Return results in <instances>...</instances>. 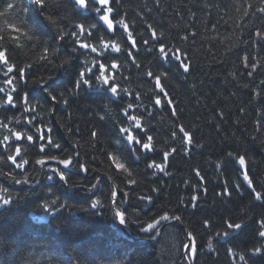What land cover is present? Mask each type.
<instances>
[{"label": "trees", "instance_id": "1", "mask_svg": "<svg viewBox=\"0 0 264 264\" xmlns=\"http://www.w3.org/2000/svg\"><path fill=\"white\" fill-rule=\"evenodd\" d=\"M9 2L13 9L0 17V48L10 50L7 56L14 71L3 75L6 68L0 62V87L5 88L0 101H6V93L15 87L12 95L16 107L5 104L0 108V119L7 122L10 116L19 118L21 124L15 120L9 124L13 130L24 128L25 119L32 120L33 132L40 127L41 134H50L61 146L62 151L47 154L72 155L74 162L67 169L55 162L40 169L34 165L38 147L21 142L32 163L26 166L28 183L19 187L13 186L10 176L14 173L23 179L20 170L6 162L0 164V197L10 200L4 204L0 199V264H264V252L251 254L255 247H264V239L258 235L264 205L255 201V194L243 181L241 166L227 156L228 152L245 156L243 171L249 174L253 187L264 194V84L260 83L264 80V40L255 36L257 30H264V13L260 11L264 0H113L110 19H125L136 48L119 25L114 34L109 33L98 23L94 11L78 12L70 0H46L48 7L44 9L26 4V0H0V10ZM47 15L56 19V25L45 19ZM76 23L95 33L91 38L94 45L101 36L120 44L119 71L106 73L115 74L119 98L94 75L90 77L91 87L81 82L76 88L85 64L91 67L95 58V54H82V49L74 53L70 35L59 39ZM13 24L21 31L13 32ZM92 24H96L95 29ZM29 30L32 39L21 34ZM153 30L156 41L151 39ZM157 41L181 49L189 72L177 67L179 61L164 63L156 58L155 50L147 52ZM45 48L50 50V63L40 60ZM65 59L67 64L62 63ZM107 59L110 62L113 56ZM27 64L33 66L21 79L17 70ZM253 64L256 71L249 76ZM149 69L167 73L162 84L169 95L160 94L161 106L154 105V82L145 74ZM13 76L12 85L4 83ZM32 80H40L43 86L32 84ZM244 84L249 87L244 88ZM25 94L36 112H23ZM61 97L68 103L64 104ZM168 99L173 100L172 105L167 104ZM173 109L177 116L171 115ZM124 111L140 116L147 134L154 137L156 150L148 156L141 154L139 161L119 132L120 124L127 123ZM181 125L189 131L191 144L182 139ZM92 131H98V138L90 136ZM173 131L177 133L175 139ZM11 135L0 127V140ZM173 147L176 152L163 161V152ZM108 152L118 153L127 162L136 177L135 185L129 183L126 173L110 166ZM13 153L10 146L7 154ZM0 156L6 154L0 151ZM145 159L165 163L171 175H149L155 169L147 170ZM217 162L222 164L219 170ZM81 164L87 171L81 170ZM53 167L61 169L68 183L51 172ZM196 171L205 178L203 182ZM225 181L231 196L218 195ZM237 183L240 191L235 190ZM153 188L158 191L153 192ZM192 195L198 196L195 208L189 203ZM141 197L152 198L150 207L139 201ZM53 200L58 203L54 205ZM96 201L100 206L94 209L91 205ZM114 212L121 214L133 238L117 225ZM164 214L182 219L169 220L154 243L136 240L154 238L167 221L151 230H146L147 225L155 224ZM241 218L245 220L242 229L233 232L226 228V220ZM205 220L210 221V227H204ZM189 231L195 237V252L187 248L183 256ZM217 231L231 234L217 237ZM240 255L245 256L244 261Z\"/></svg>", "mask_w": 264, "mask_h": 264}, {"label": "snow or ice", "instance_id": "2", "mask_svg": "<svg viewBox=\"0 0 264 264\" xmlns=\"http://www.w3.org/2000/svg\"><path fill=\"white\" fill-rule=\"evenodd\" d=\"M33 4L38 6L39 8H46L48 7V4L46 0H31ZM113 2V0H75V7H78L79 9L83 11H94L98 15L99 21H102L104 25H106V28L109 33H115L116 26L119 25L120 28L124 30V33H127L128 40L131 41V46L133 48H136V41L133 39L132 32L129 31V25L125 22V19L120 18L118 20L110 19V15L113 13L114 9L110 6V4ZM90 4L93 6L90 9ZM14 7L13 3L9 2L6 4V6L3 8V10H0V17L6 16L10 10H12ZM261 13H264V8L260 9ZM45 19L52 25H56L57 21L52 16L47 15L45 16ZM13 32H20L21 29L16 24L11 25ZM91 27L93 29L96 28V24H92ZM149 28L152 26L149 25ZM22 35L26 39H32V34L30 30L28 32H21ZM66 35H70L73 37V48L72 51L75 53L78 50L82 49L85 50L82 54H95V58L92 60V66L88 67L87 64H85V71H82L80 73V78L76 83V88H79L81 86V82L83 85L91 87V76H95V80L99 81L102 86H105L107 90L111 93L113 97L119 98V89L115 84V74L112 76L107 75L106 73L112 72V70L119 71L120 65L117 62V57L121 53L122 49L120 44H118L116 41L109 39L108 41H105L104 38L101 36L98 39L97 44H93L91 42V38L95 35L94 32H87L85 30V27L80 24L76 23L74 24L73 30L67 33H62L59 35V39L63 41L65 39ZM161 37L164 35L163 32L159 34ZM255 36L260 39L264 40V30H257L255 32ZM186 39L187 37H183ZM18 39V38H17ZM151 39L153 41L157 40V33L153 30ZM145 44H149L148 40L144 41ZM255 43V41H254ZM78 45V48L76 47ZM156 51L157 56L156 58L164 63H169L172 61H179L177 64V67L179 69H182L184 73H188L190 70V65L187 62V58L183 57V52L181 49L175 46H166L164 43L157 41V44H154L152 46H149L147 48V52L152 53L153 51ZM9 49L0 48V54H2V57H0V62H3L6 71H4L3 75L8 76L9 74L13 73L14 66L12 63L9 62L10 57L7 56ZM49 49L45 48L43 51V54L40 57V60L51 62L49 59ZM52 55H55V52L52 51ZM109 55L113 56V59L109 62L107 57ZM127 55L129 57L133 56V53L131 51H128ZM248 57L245 56L244 60L247 61ZM69 61L68 59H65L62 61V63L67 64ZM132 63L136 66V68H140L141 65L136 61V59L132 60ZM33 65L27 64L23 68H19L18 75L22 79L25 75V71L27 69H30ZM245 67H248V64L245 63ZM256 71V65H252V72H249L248 75L251 76L253 72ZM146 76L150 78L154 82V88L156 92L154 93V105L155 106H161V96L160 94H163L164 97H168L169 93L166 91L165 86L162 84V80L167 78V73L164 71L157 73H154L151 69L146 71ZM230 75H234L230 73ZM16 79L15 76L10 77L4 83L7 85H12L13 81ZM261 84H264V80L260 81ZM32 84L34 85H40V80H32ZM244 88H248V84L243 85ZM16 88L12 87L11 91L6 93L7 99L6 101H0V108H3L6 105H10L12 108L16 107V103L14 102V98L12 95V92H15ZM124 92H127L128 89H123ZM5 88L0 87V93H4ZM49 95H52V93H49ZM259 95V93H257ZM52 99L56 100L57 97L55 95H52ZM62 99V102L64 104H67L68 101L66 99ZM137 99H140V97H137ZM168 105L173 104L172 99L167 100ZM23 112L28 113L29 111L36 112V106L31 104V101L29 100L27 94L23 97ZM129 109L132 108V104L129 103L127 105ZM111 111V109H109ZM39 115V113H37ZM124 118L126 119V124H120L119 126V132L123 136L124 140L127 141L128 145L131 147V154L136 157V159L139 161L141 160V154H144V156H148V154L153 153L156 148L154 145V137L151 134H147V131L142 124V118L138 115H133L128 111H124L123 113ZM149 116L152 115V113H148ZM172 116H177V112L175 109L171 112ZM100 119H104L103 116L100 117ZM15 120V123L21 124V121L19 118L16 117H8L7 122L5 120L0 119V127H3L6 130H9L12 132L11 136H5L2 140H0V151L4 152L6 156H0V164L8 163L11 166H14L15 169H19L20 172L23 174V179H18L17 176L13 173L11 174L10 178L17 184L19 183H28V177L29 174L26 171V166L30 165L32 163L27 157L24 151H22V147H26V145H22L21 142L26 141L27 145H35L38 147V156L34 159V165L39 166L40 169H44L47 167L51 162H55L57 165H61L62 169L69 168L73 162L74 157L72 155L67 156H60L58 154H55V152L52 155H48V151L50 150H61V146L54 141L52 136L50 134H41V128L35 127V132L31 130L33 121L30 119H25L24 124L26 125L24 128L18 130V129H12L9 127V124H12ZM51 132V129L48 128V133ZM141 133H144V135H141ZM179 133L183 134V138H187L186 142L188 144L192 143L191 135L189 131L185 129L184 126H179ZM40 134V135H37ZM90 136L92 138H98L99 134L98 131H92L90 133ZM177 136V133L175 131L172 132V138L175 139ZM255 139V138H253ZM43 142V143H41ZM78 143V142H77ZM10 146L14 147V153L13 154H7L10 150ZM176 152V148L173 147L171 151H164L163 152V161H167L168 157ZM187 154V153H185ZM228 157H231L236 160V162L241 166L242 175H243V181L247 183L248 188L251 189V191L255 194L254 199L255 201L261 202V205H264V194L257 191L256 188L253 187V181L250 179L249 174L247 171H243L245 166V156L243 155H234L233 152L227 153ZM106 159L111 162L110 166H114L115 169L118 172H123L127 174V177L129 178V183L135 185L137 183L136 177L134 176L133 170H131V167L127 164V162L118 154L115 152H108L106 154ZM144 163L146 164L147 170L155 169V171L149 172V175L155 176L156 172H162L164 176L171 175L168 171H166L167 165L163 162L157 163L155 159H145ZM216 169H221L222 164L221 162H217L215 164ZM80 168L82 171H87L85 165L81 164ZM2 171V170H0ZM51 172L58 175L60 180L64 181L65 183H68V179L65 174L62 173L61 169H57L55 167L51 168ZM4 175H9L8 172H4ZM196 177L200 178V182L204 181V177L201 175L199 171H196L195 173ZM109 179L112 177L109 176ZM187 186V182H186ZM95 187V185H93ZM196 185H193V188H195ZM240 184L235 185V190L240 191ZM2 191V189H0ZM153 192L158 191L157 188L152 189ZM206 192V189H204ZM112 195H116L115 192L112 193ZM127 195V193H125ZM218 195L221 196H231V192L229 191V185L228 182H224L223 191L221 193H218ZM0 199L3 200L4 204H8L10 202L9 199L5 197H0ZM141 199H145V197H141ZM149 201H151V197H147ZM198 200L197 195H192L189 203L193 208L196 207V201ZM52 203L55 205L58 202L56 200H53ZM180 203H184L183 199L180 200ZM60 206V205H59ZM100 206V202L96 201L95 203H92V208H97ZM118 216L120 215L119 212L116 213ZM121 219L123 221V217L121 216ZM180 215H172L169 216L168 214L161 215L159 220H156L155 224L149 223L147 225L146 230L155 229L157 225L161 223V221H181ZM226 228L229 230H232L233 232L239 231L242 229L245 225V220L241 218L239 221H232V220H226L225 221ZM204 227L208 228L210 227V221L205 220L204 221ZM231 232L229 231H217L216 236L227 238L229 237ZM258 235L260 238L264 239V218L259 220V230ZM187 238L189 240V244L185 245L186 248H189L190 252H195V237L192 232L187 233ZM207 246L209 250L212 249L213 244L212 240L209 239L207 242ZM232 252V249H229V253ZM262 252H264V247H255L252 250L253 255H260ZM239 259L241 261L245 260L244 255H240Z\"/></svg>", "mask_w": 264, "mask_h": 264}, {"label": "water", "instance_id": "3", "mask_svg": "<svg viewBox=\"0 0 264 264\" xmlns=\"http://www.w3.org/2000/svg\"><path fill=\"white\" fill-rule=\"evenodd\" d=\"M93 1H94V0H93ZM71 2L75 4V0H71ZM76 9H77L78 11L81 10V9H79L78 7H76ZM100 23L106 28V25H104L102 21H100ZM106 29H107V28H106Z\"/></svg>", "mask_w": 264, "mask_h": 264}]
</instances>
